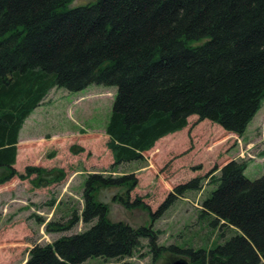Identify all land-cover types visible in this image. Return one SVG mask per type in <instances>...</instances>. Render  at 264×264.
<instances>
[{
	"label": "trees",
	"instance_id": "obj_1",
	"mask_svg": "<svg viewBox=\"0 0 264 264\" xmlns=\"http://www.w3.org/2000/svg\"><path fill=\"white\" fill-rule=\"evenodd\" d=\"M0 0V183L18 173L17 145L25 122L54 89L78 93L92 85L116 88L106 128L113 168L141 162L156 144L209 121L243 137L264 103V0ZM247 162L232 160L211 176L179 185L153 222L210 179L215 189L202 203L209 227L238 235L210 250L157 246L151 227L109 219L97 201L101 189L138 186L134 175L90 174L84 206L69 220L51 221L50 234L89 228L35 245L25 264H83L134 256L148 240L154 257L169 252L190 264L264 263V175L245 176ZM28 167L21 179L50 174ZM219 172V176L215 174ZM61 180L58 177L56 181ZM127 210H149L142 197L121 196Z\"/></svg>",
	"mask_w": 264,
	"mask_h": 264
},
{
	"label": "rangeland",
	"instance_id": "obj_2",
	"mask_svg": "<svg viewBox=\"0 0 264 264\" xmlns=\"http://www.w3.org/2000/svg\"><path fill=\"white\" fill-rule=\"evenodd\" d=\"M95 0H74L69 8L91 4ZM116 88L92 85L74 93L54 89L27 120L14 169L18 176L0 183V264H25L35 245L52 244L62 236L86 231L79 223L71 231L50 234L51 221L69 220L73 211L84 206L83 191L90 174L106 177L134 175L138 186L101 189L97 201L109 206V219L133 228L151 227L157 246L175 245L181 249L210 250L225 243L239 232L212 229L200 218L202 203L215 189L210 179L201 191L189 192L161 219L152 221L173 189L191 180L221 169L228 162L245 161V176L251 180L264 175V103L243 137L228 133L209 121L188 120L183 131L160 140L144 154V160L113 168V156L107 148L106 128L109 123ZM28 167L52 171L50 174L21 179ZM8 175L0 169V181ZM219 176V172L215 174ZM58 177L61 180L56 181ZM142 197L149 210H127L119 202L121 196ZM189 260L169 252L155 258L149 241L142 240L134 256L104 261L90 259L83 264H173ZM190 264V263H189ZM264 264V263H263Z\"/></svg>",
	"mask_w": 264,
	"mask_h": 264
},
{
	"label": "water",
	"instance_id": "obj_3",
	"mask_svg": "<svg viewBox=\"0 0 264 264\" xmlns=\"http://www.w3.org/2000/svg\"><path fill=\"white\" fill-rule=\"evenodd\" d=\"M173 264H189V263L187 261H185V260H178V261H176Z\"/></svg>",
	"mask_w": 264,
	"mask_h": 264
},
{
	"label": "crops",
	"instance_id": "obj_4",
	"mask_svg": "<svg viewBox=\"0 0 264 264\" xmlns=\"http://www.w3.org/2000/svg\"><path fill=\"white\" fill-rule=\"evenodd\" d=\"M31 116H32V115H31ZM31 116H30V117H31ZM26 122H27V121H26ZM26 122H25V124H26ZM25 124H24V127H25ZM24 127H23V129H22V131H21V133H20L19 144H21V138H22V135H23Z\"/></svg>",
	"mask_w": 264,
	"mask_h": 264
}]
</instances>
